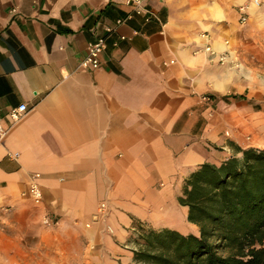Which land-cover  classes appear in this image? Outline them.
Wrapping results in <instances>:
<instances>
[{"label":"crops","instance_id":"0c3cea01","mask_svg":"<svg viewBox=\"0 0 264 264\" xmlns=\"http://www.w3.org/2000/svg\"><path fill=\"white\" fill-rule=\"evenodd\" d=\"M253 1L147 0L151 20L108 36L99 69L85 71L87 46L128 13L120 1L0 0V227L27 263L122 264L135 224L198 234L178 203L184 181L240 150L264 151V0ZM44 215L58 222L53 252Z\"/></svg>","mask_w":264,"mask_h":264},{"label":"trees","instance_id":"16d2710c","mask_svg":"<svg viewBox=\"0 0 264 264\" xmlns=\"http://www.w3.org/2000/svg\"><path fill=\"white\" fill-rule=\"evenodd\" d=\"M184 181L179 205L198 234L146 231L136 261L149 264H264V151L246 149Z\"/></svg>","mask_w":264,"mask_h":264},{"label":"built area","instance_id":"2783aa9c","mask_svg":"<svg viewBox=\"0 0 264 264\" xmlns=\"http://www.w3.org/2000/svg\"><path fill=\"white\" fill-rule=\"evenodd\" d=\"M120 3L129 9L128 13L124 15L121 18H118L115 20L114 24L112 26H104L102 29V34L96 38V40L89 44L87 46V52L85 58L80 63V69L85 71H96L100 67V58L101 55L106 51L107 49V38L108 36L115 34L117 30L123 26H125L128 22H130L134 17H141L145 22H148L153 17L152 12L147 8V0H118ZM253 4L255 6H258L259 3L254 0ZM244 10L245 8H241L239 11L243 15L240 18V23L243 24L246 22V17L244 16ZM138 34L136 31L131 32V37H134ZM202 38L207 39V36H202ZM130 40L127 36L124 35H118V41L119 42H125ZM118 43L114 42L113 46L117 47ZM205 52H209L210 54L217 55L218 62L222 65L226 62L227 54H215L211 51L209 47H206L204 49ZM201 101L203 103L209 104L210 98L203 96L201 97ZM27 111V108L25 105H20L17 108H14L9 111L8 113V119L11 123L17 122L23 114H25ZM7 134V130L2 128L0 126V142L5 138ZM226 137H228V133L225 134ZM15 157V156H14ZM39 179L40 176L38 174L31 175L29 178L28 183V195L32 202L35 205H39L42 202V192L39 186ZM105 205L101 204L97 210L96 215L93 217L94 221H98L100 217H102L105 213ZM41 223L46 228H52L55 227L58 222L48 216L44 215L41 218Z\"/></svg>","mask_w":264,"mask_h":264},{"label":"rangeland","instance_id":"374dc122","mask_svg":"<svg viewBox=\"0 0 264 264\" xmlns=\"http://www.w3.org/2000/svg\"><path fill=\"white\" fill-rule=\"evenodd\" d=\"M260 42L264 44V39H260ZM259 58L262 61H264V55H260ZM261 72L260 74L264 76V71H261ZM55 220L57 221V219ZM96 222L104 223V217L103 216L100 217L98 221ZM40 225L43 227V229H45V233L48 234L49 236L48 251L53 252L52 250H54L55 247H53L52 244L56 241V240H52L53 229H55L57 226L51 229V228L44 227L41 222H40ZM196 229L198 232L197 227ZM150 230H153V229L149 228L147 225L135 224L133 226V229L128 232V235L125 241L122 243L123 248H121L122 251L124 252V257L120 261L122 262V264H149L143 261H136L134 258V254L139 252V250L141 249L143 245L144 233ZM153 231H157V230H153ZM106 232L109 235L111 234V232L107 229H106ZM111 236L115 239L114 235H111ZM14 241L15 239L13 238V236L0 227V264H30V263H27L26 261L27 254H24L23 250H18L17 246H15ZM90 250L91 251L93 250L95 252V248H90ZM38 253L41 254L44 252L37 249L36 252H32V255L39 256ZM31 264H39V263H31Z\"/></svg>","mask_w":264,"mask_h":264},{"label":"bare ground","instance_id":"6f19581e","mask_svg":"<svg viewBox=\"0 0 264 264\" xmlns=\"http://www.w3.org/2000/svg\"><path fill=\"white\" fill-rule=\"evenodd\" d=\"M173 227H179L181 228L182 230H187L188 228L184 227L180 221H179V218L176 216L175 217V225Z\"/></svg>","mask_w":264,"mask_h":264}]
</instances>
